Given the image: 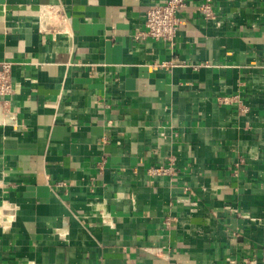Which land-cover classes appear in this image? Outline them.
I'll return each mask as SVG.
<instances>
[{"label":"crops","instance_id":"crops-1","mask_svg":"<svg viewBox=\"0 0 264 264\" xmlns=\"http://www.w3.org/2000/svg\"><path fill=\"white\" fill-rule=\"evenodd\" d=\"M155 1L0 0V264H264V0H187L173 48Z\"/></svg>","mask_w":264,"mask_h":264},{"label":"built area","instance_id":"built-area-1","mask_svg":"<svg viewBox=\"0 0 264 264\" xmlns=\"http://www.w3.org/2000/svg\"><path fill=\"white\" fill-rule=\"evenodd\" d=\"M212 0H205L197 6V10L206 18L215 19V14L211 5ZM187 5V0H159L152 2L146 11L145 28L135 34L136 39L151 38L157 41L164 42L169 48H173L175 38L180 29L181 21L179 17L180 11ZM42 14L48 18L47 23L41 28L46 32L54 34H69L68 23L69 18L63 7L57 3L47 4ZM185 64L177 58L165 60L158 64V67L170 69L177 64ZM187 65V64H186ZM194 69H198L199 65H193ZM13 63L9 60H0V98L3 100L7 96L15 92L17 84L13 80ZM230 103L237 105L240 110L244 106L241 95L236 94L229 98ZM168 168L160 167L154 169V172L165 173ZM67 183L64 180L57 182L58 187H65ZM7 214L4 218V224L1 226L6 227L14 217L13 207L10 204H4L3 207ZM262 262L264 263V250L262 253ZM233 264H258V260L245 259L243 262L234 260Z\"/></svg>","mask_w":264,"mask_h":264},{"label":"bare ground","instance_id":"bare-ground-1","mask_svg":"<svg viewBox=\"0 0 264 264\" xmlns=\"http://www.w3.org/2000/svg\"><path fill=\"white\" fill-rule=\"evenodd\" d=\"M2 217H3V208L0 207V221L2 222Z\"/></svg>","mask_w":264,"mask_h":264}]
</instances>
